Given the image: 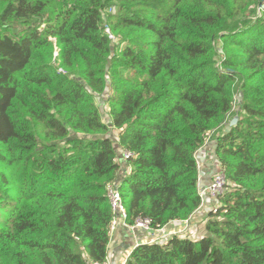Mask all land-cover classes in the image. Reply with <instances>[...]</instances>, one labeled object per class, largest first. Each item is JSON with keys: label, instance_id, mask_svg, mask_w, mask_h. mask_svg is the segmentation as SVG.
<instances>
[{"label": "trees", "instance_id": "obj_1", "mask_svg": "<svg viewBox=\"0 0 264 264\" xmlns=\"http://www.w3.org/2000/svg\"><path fill=\"white\" fill-rule=\"evenodd\" d=\"M102 9L108 32L87 21ZM234 113L205 234L125 264H264V0H0V264H103L121 159L128 225L188 219L196 151Z\"/></svg>", "mask_w": 264, "mask_h": 264}, {"label": "crops", "instance_id": "obj_2", "mask_svg": "<svg viewBox=\"0 0 264 264\" xmlns=\"http://www.w3.org/2000/svg\"><path fill=\"white\" fill-rule=\"evenodd\" d=\"M104 96H107V92H105ZM104 103L107 104L105 100ZM100 110L102 114L103 108H100ZM103 113L105 114V112ZM108 123L110 124V119H108ZM226 125L227 123L224 124V131L227 130ZM222 127H220L219 130H222ZM219 130H217L216 132H211L209 136H207L205 144L196 151V160L199 169L198 189L200 197H203L198 209L193 214H191L186 221H172L165 227H163L162 230H166V235H171L176 232L175 230L182 229L184 227H186L185 237H189L195 240L199 239L200 236L205 234V214L207 216V214L212 211L218 204L217 199L209 195L206 188L212 181L213 175L215 174L216 170L220 168L214 154L216 138L213 136ZM113 132L114 133L112 135L115 136V139H118L117 131ZM217 136L218 134L216 135V137ZM117 150H121L119 146L117 147ZM129 173V164L126 163L125 160L121 159V166L118 171L117 181H121L122 183L125 176H127ZM116 219V227L114 229L111 228L110 230L111 234L108 244L107 257L106 261L103 264H122L123 261L128 258L131 251L135 248L136 244L145 243L147 242L146 240L148 239V237H150V234H148V232L144 231L143 229H136L134 227L127 226L126 224H124L122 218L118 216H116ZM133 228L136 230H134ZM153 236L156 237V231L154 232Z\"/></svg>", "mask_w": 264, "mask_h": 264}, {"label": "built area", "instance_id": "obj_3", "mask_svg": "<svg viewBox=\"0 0 264 264\" xmlns=\"http://www.w3.org/2000/svg\"><path fill=\"white\" fill-rule=\"evenodd\" d=\"M130 155H131L130 152H127V151L123 152V156L125 159L129 157ZM225 183H226L225 174L223 170L219 168L217 170V173L213 176L210 185L206 188L207 193H209L210 195L214 197L217 196L224 190ZM118 185L116 183L109 185L107 188V192H106L108 202L110 204L112 213L114 215L113 218L111 219L110 229L111 228L114 229L116 227V224H117L116 216H118L122 218L124 224H126L127 226L137 227V228L143 229L144 231L148 232V234H151L153 229L149 226V220L147 218H143V219L137 218L133 226H130L126 223V208H125V204L123 202L121 193L118 189ZM201 199H203V197H201ZM173 234H177V233L175 232ZM148 242L152 243V242H155V240L151 239ZM126 260L127 258L123 261L122 264H125Z\"/></svg>", "mask_w": 264, "mask_h": 264}, {"label": "rangeland", "instance_id": "obj_4", "mask_svg": "<svg viewBox=\"0 0 264 264\" xmlns=\"http://www.w3.org/2000/svg\"><path fill=\"white\" fill-rule=\"evenodd\" d=\"M114 12V9H102L100 12H99V14H100V16H99V18L98 17H96L98 20L96 21V20H94V18L92 17V16H90L88 19H87V21L89 22V24H90V26H94L95 24H101L102 26H103V28L105 29V32H108L109 30H108V28H107V15L108 14H112ZM99 21V22H98ZM40 26V28H39V30L41 29H43L44 28V23H42V24H40L39 25ZM100 26V25H99ZM22 27H17L16 29H14V32H17L18 30H20ZM111 37V36H110ZM49 40H54V38L53 37H49L48 38ZM112 40H114V41H117L116 39H112ZM223 42V40H222V38H220L218 41H217V43H218V45L220 46L221 45V43ZM220 49H221V51H222V54H226L225 53V51H223V45H221L220 46ZM58 47L57 46H55V48H54V53H53V61H52V65L54 66V68L56 69V72H57V75L60 77L62 74H63V70L59 67V63H58V61H55L54 59L57 57V53H58ZM217 67H218V65H216ZM105 92H108L109 93V87H107L106 88V91ZM111 92V91H110ZM103 96H98L97 97V101H99V104H100V108H103V110H102V118L104 119V120H106V122H108V119H110V123H111V115H110V113H109V111H110V109H111V107L110 106H108V104H105L104 103V101H103ZM106 101V100H105ZM106 103H107V101H106ZM103 112H105V114L103 113ZM234 116L236 115L235 113L233 114ZM222 130H219L216 134H214L213 136L216 138V135L218 134V135H220L222 132H224V127H222L221 128ZM111 131H112V134L114 133L113 131H116L115 129H110ZM209 134L211 133L210 131L208 132ZM208 135V134H207ZM114 138H115V136H114ZM122 151V150H121ZM122 155L121 154H118V158L119 157H121ZM130 170H131V168H130ZM217 173V172H216ZM215 173V174H216ZM214 174V175H215ZM213 175V176H214ZM122 184V183H121ZM209 194V193H208ZM210 195V194H209ZM208 195V196H209ZM212 196V195H211ZM214 197V196H213ZM122 199H123V197H122ZM123 202H124V199H123ZM205 217H206V214H205ZM187 220V219H186ZM186 220H184V221H186ZM165 227V226H164ZM185 229H186V227H184V228H182V229H178V230H175L176 231V233L179 235V236H185ZM156 231V237L155 236H153V234H154V232ZM150 237H148V239L146 240L147 242L149 241V240H151V239H154L155 240V242L156 241H163V242H165L167 239H168V237L170 236V235H166V230H162V228L161 229H159V230H155V229H153V231L151 232V234L149 235Z\"/></svg>", "mask_w": 264, "mask_h": 264}, {"label": "water", "instance_id": "obj_5", "mask_svg": "<svg viewBox=\"0 0 264 264\" xmlns=\"http://www.w3.org/2000/svg\"><path fill=\"white\" fill-rule=\"evenodd\" d=\"M238 120H239V116L236 114L235 116H233L228 122H227V125H226V127H227V130H229L230 128H231V126H234L237 122H238ZM226 130V131H227ZM213 144H214V142H213ZM215 146H216V142H215ZM118 147V146H117ZM215 158H216V156H215ZM216 160H217V158H216ZM217 163H218V160H217ZM218 165H219V163H218ZM130 172H131V170H130ZM216 172H217V170H216ZM215 172V173H216ZM117 185L119 184V183H121V181H116L115 182ZM211 183V182H210ZM210 183L208 184V186L210 185ZM198 186H199V180H198ZM207 186V187H208ZM217 196H215V198H216ZM134 229V228H133ZM138 229H140V228H138ZM134 230H136V229H134ZM180 237H182V238H186L185 236H180ZM187 238H189V237H187ZM189 239H191V238H189ZM191 240H194V239H191ZM195 240H198V239H195ZM157 243H163V241H156ZM139 244H136L135 245V247L136 246H138Z\"/></svg>", "mask_w": 264, "mask_h": 264}]
</instances>
